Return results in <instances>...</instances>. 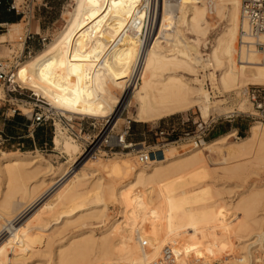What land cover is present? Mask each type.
Instances as JSON below:
<instances>
[{"label": "bare ground", "instance_id": "6f19581e", "mask_svg": "<svg viewBox=\"0 0 264 264\" xmlns=\"http://www.w3.org/2000/svg\"><path fill=\"white\" fill-rule=\"evenodd\" d=\"M145 1L75 0L63 30L17 64L16 81L59 111L90 117L119 115L125 100L133 104L137 97L134 117L145 122L194 107L207 118L230 111L229 104H220L223 99L219 103L212 99L206 77L216 90L234 92L236 99L243 87L264 85L261 53L240 45L242 0H179L174 19L172 0H159L150 38L143 42L142 25L136 20L147 16L142 8ZM214 10L226 24L210 55L204 57L199 38L212 27L208 12ZM125 21L121 42L111 40L117 24ZM186 30L196 39L186 36ZM25 36L20 38L22 51ZM99 66L102 71L96 69ZM1 93L5 94L4 88ZM222 138L201 139L194 144L199 146L183 154L172 152L180 147L173 145L160 158L145 154L132 178L123 183L107 174L108 162L97 160L96 154L80 161L68 157L54 169L41 154L2 151L0 257L11 252L10 257L17 259L31 250L52 257V264H194L197 260L264 264V246L249 247L255 242L249 244L250 233L264 232V184L252 183L237 198L227 200L221 188L215 189L217 182L196 183L217 169H222L223 177L245 180L246 170L264 164V122L253 124L245 137ZM54 144L60 147V133ZM62 149L68 155L79 152V146L68 140ZM185 178L190 181L185 183ZM195 184L198 188L192 190ZM44 188L45 193L38 195ZM111 200L118 202L120 216L96 232L94 225L106 217ZM22 203L26 206L20 210ZM74 225L82 228L57 240L55 248L49 236L44 243L28 240L41 237L51 226L60 228L56 234H61Z\"/></svg>", "mask_w": 264, "mask_h": 264}, {"label": "rangeland", "instance_id": "374dc122", "mask_svg": "<svg viewBox=\"0 0 264 264\" xmlns=\"http://www.w3.org/2000/svg\"><path fill=\"white\" fill-rule=\"evenodd\" d=\"M11 1H15V4L17 5L18 11H19L17 12V10H11V12L16 13L17 15L21 16L18 22L22 19L23 10L26 12L28 8L30 9V11L29 13H26L25 17L22 20L23 22L20 25H12V24L6 25L5 29L0 32V36L5 35L4 38L0 37V59H6V60H13L15 56L18 57L19 55L23 53L22 51L23 40H21L20 38L21 37L24 38L26 31H29V30L33 33L34 37L32 39L35 41V43H37L38 47L35 48L33 47L35 46V44L28 43L29 48H26L24 50L22 60L27 59L30 55L37 52V50L43 48L46 43L51 41L56 35H58L63 30L64 26L68 22L73 12V8L75 5V0H11ZM178 3H179V0L171 1L170 8L172 10V13H171L172 19H174L173 17H175ZM217 12L215 10L212 12L211 11L208 12V15H210V21L212 23L211 24L212 27L209 28L205 37L199 38L200 39L199 40V51L201 54L205 55L204 57H207L205 53L210 55L212 46L214 45L218 35H220V33L222 32L226 24V21L223 18H220V16L218 15L219 13ZM99 21L101 22L102 19L101 20L99 19ZM118 24H117V28L115 27L116 28V31H114L115 34L111 36V40L116 41L115 39H119V41L118 40L117 41L118 43H120L121 42L120 40L124 36V33L126 31L128 22L125 21L124 23H118ZM100 25L101 24L99 23V26ZM8 29H9V32H8ZM36 31L40 34H35ZM141 32H142V26H141ZM40 36L46 39L41 40ZM186 36H188L190 39L191 38L196 39V35L192 32H189V30H186ZM2 40H5V41H2ZM80 46L83 49H86L87 47L84 44H81ZM107 48L110 54L111 53L109 49L110 47H107ZM259 56L263 59V56L261 54H259ZM96 69L99 71L103 70L102 67L100 66H99V69L98 68ZM211 70H214V69H211ZM216 73H219V70H217ZM204 84H205V87L209 90L210 96L212 97V99L215 100V102L218 100L217 103L221 101L220 103L221 105L229 104L228 106L231 107V109H229L230 111L226 110L228 111L226 113L225 111L224 112L217 111L220 113L214 112L212 113L211 116L207 118L202 115L198 107H194L187 111L179 112V113H176L170 116H166V117L159 118V119H154L151 121H146V122L137 121L134 117V114L138 106V99L137 97L134 96L136 98L135 102L133 104L127 105L128 100L126 99L125 100L126 102L123 103V105H121V107L119 108V111H118L119 115L114 116L115 118H118L119 116L117 127H121L124 123H126L125 118L129 116L130 118L134 120V122L131 125L132 130H131V135L129 136L130 140L140 142V144L142 141L146 140V144H145L146 146H149V144L151 146H155L157 144V138L154 133L156 128L165 127L167 126V124L177 121L179 118L186 116V115H189L192 117V119H195L198 121H202V120L207 121V124L214 121L212 122V125L209 131H206V134H208L206 140L208 141L217 140L222 137L228 138L229 136H230V140H237L238 139L237 137H245L249 135L253 124L259 121L264 122V120L255 119L254 117L249 115L254 111L253 106L247 97L248 88L251 87L252 85L243 87L241 89L240 98L236 99L234 92L227 94L223 91L220 92V90L218 89L216 90L212 86L211 80L208 79V77H206ZM3 88L4 86L0 83V89H3ZM115 90L118 93H120V95H122L121 89L115 88ZM1 94H0V102L7 103V104L6 105L2 104V106H0V158L2 157V151L14 152L15 154L16 153L26 154L28 156L41 154L42 157L46 158L49 162H51L52 165H54L53 166L54 169H58L60 165L68 159V157L74 158L75 160L77 159L80 161L84 157L83 152H84L86 141L82 139H76L70 133V130L68 129V124H67L68 119L69 120L73 119L72 121H68V122L74 125L75 128L79 129L82 125L85 127L83 135L88 140L89 136L94 137L98 133L101 125L105 122L106 119H108V117H110V115L108 116V113H105L103 117H90V116L76 114V113L62 112L56 109L57 111L62 113L64 115L62 116L65 117L66 119L64 118L63 121H60V119L56 118L55 122L54 120H49V121H46L40 124L38 127L36 126L30 127L29 125L30 122L29 120H27L26 116L16 114V116L22 117V119H17L15 122L13 121L8 122L5 120H7L8 118L9 119L13 118L12 115L13 113H15L13 109L15 108L18 109L17 111L31 116L32 113L38 110V108L36 107L37 102L42 103V105H44L45 108H49L53 110H55V108H53L48 103V101H46L45 99L35 96L33 92L27 88L21 87L19 88L18 91L13 93L12 96H14V99L12 98V96L6 95V93L5 94L1 93ZM15 97L22 98L23 100L15 99ZM129 97L130 98L132 97V93L130 94ZM220 99H223V100H220ZM5 101H12V102H5ZM115 105H117V103ZM242 112H245V113H242ZM91 122H95L97 126L96 127L91 126L90 125ZM216 123L224 125L226 127V131L218 136H214L212 133L213 127ZM240 125H242V128L238 131L237 127ZM33 130H35L34 135H32ZM57 133H60L61 135V145L59 148H55L56 145L54 144V141H53L54 136ZM199 134H201L200 127H198L197 133L192 134V136H190L188 139H184L183 141H179L177 143H169L165 145L164 148H169L172 145L176 147L180 146V147L173 149L172 152L175 151V152H180L182 154L186 153L190 149H193L199 146V144L196 146L193 144L195 137H197ZM50 137H51V140L49 141ZM66 140L70 141L72 144L78 145L79 152L74 153L73 155H68L67 153L63 152L64 150L62 149V145ZM46 141H47V144L44 143ZM127 152L129 151L114 152V153L101 152V153L96 154L97 160L101 162L102 161L108 162L107 174L108 173L113 174V179L118 181L119 183H123L131 179L133 176V172L139 165L138 161L140 160V158H142V156L145 154L148 155L147 153H142V152L141 153L131 152V154H128ZM168 155H170V152L168 153ZM221 170L222 169H217L216 174L215 172H213L211 175H208V177L206 175L200 176L201 179L203 180H201L198 177H197L198 180H196L195 178L196 183L202 182L201 184H203L206 182L207 183L217 182V185H216L217 187L215 189L221 188L219 190H221L222 196L226 197L227 200H229L230 197H232L233 195H234L233 196L234 199L237 198V196L243 191H245L247 188H249L252 185V183L257 184L258 186H261L264 184V164L252 165L248 170H246L245 173L247 172L248 177L246 175L245 178L247 177V179L243 178L245 180H242L238 177L237 178L236 177H229V178L223 177L221 176L222 175ZM184 180H185L184 182L186 183L187 179L185 178ZM197 185L198 184H195L192 190H196L198 188ZM44 190L45 188L42 189L38 195L44 192ZM160 190H163L160 192V195L161 196L165 195V190L163 186L161 187ZM4 191L5 189H4L3 179L0 176V197ZM180 196L181 195L179 194L178 197ZM209 198L206 199V201L208 203H211L213 199L211 198L209 200ZM204 201H201V202H204ZM25 206L26 204L22 203L20 210L25 208ZM119 214H120V206L118 205V202L111 200L108 203V211H107L106 217L100 221L99 220L96 221L94 225L96 232H99V230L104 229L106 225L109 223V221H111L112 219L114 220V218L116 219V217L118 218L120 216ZM53 228H56V229L53 230ZM81 228L79 225L69 226V228L67 227V230H65L64 232L61 231L63 233L56 234L57 233L56 230L58 231V229L60 230V228H57V226L55 227L51 226V227H48V230L47 229L43 230L44 235H41V237L28 238V240L33 239L32 241L34 242L39 241L41 243L42 242L44 243L45 239H47L49 236V238H51L50 241L54 246L53 248H55V245L58 242L57 240L59 241L65 240L64 238H67L71 234L77 233ZM255 233L256 232L250 233L249 235V244L253 240L255 241L254 243L250 244L249 247L255 244H258V243L264 246V232L256 233V234ZM53 234L56 235L55 236L56 238H54V240L52 239ZM41 247H42V244L39 243L38 248H41ZM36 253L37 252L33 253V251L29 250L23 256L16 259L15 258L16 256L10 257V254H12L11 252H8V253L5 252V254L3 253L1 254L0 258L1 260H8V262H11V264H52L51 263V261H53L52 257L46 255L47 257L46 258L45 256L43 257L41 256V254H38V253L36 254ZM6 254H8L9 256ZM41 258L43 259L41 260ZM45 259L46 261H44Z\"/></svg>", "mask_w": 264, "mask_h": 264}, {"label": "built area", "instance_id": "2783aa9c", "mask_svg": "<svg viewBox=\"0 0 264 264\" xmlns=\"http://www.w3.org/2000/svg\"><path fill=\"white\" fill-rule=\"evenodd\" d=\"M159 0H146L142 5V8L147 10V16L142 19H137V23L141 22L142 25V38L143 42H148L150 38V31L152 25L153 14L156 10ZM3 4V0H0V5ZM8 9L17 10V5L15 1H8ZM30 9L27 8L26 12L23 10L22 19L25 17L26 13H29ZM242 16L243 25L241 28L240 35V45L253 47L258 50L263 56L264 60V0H242ZM7 23H0V32L5 29ZM34 37L33 33L29 30L26 31L25 42L26 48L28 47L29 40ZM41 37V36H40ZM46 38L41 37V40ZM24 49V50H25ZM24 51L18 57H14L13 60L0 59V83L4 86L6 95L12 96L13 93L21 88V85L16 81V66L22 60ZM207 54V53H205ZM248 100L251 102L254 111L249 114L255 119L264 120V85H252L248 88L247 93ZM128 105V103H127ZM37 111L33 113V124L40 125L46 121L54 120L56 118L63 121L65 117L62 113L56 109L45 108L42 103H36ZM124 107V106H123ZM245 113V112H242ZM63 115V116H62ZM66 119V118H65ZM126 123L121 127H117L118 118L108 117L105 122L101 125L98 133L92 137L89 136L88 140L84 137L85 127L82 125L79 129L75 128L74 125L70 124L68 121L73 119H68V129L70 133L76 139H82L86 141L83 156L104 153H114V152H138L147 153L151 157H160L165 153V145L169 143H177L188 139L192 134L197 133L198 127L201 129V134L195 137L193 144L195 142H200L201 139L207 138L212 122L207 124V121H198L192 119L191 116L186 115L179 118L177 121L167 124L165 127H157L154 131L157 144L155 146H146V140L140 142L130 140L132 123L134 120L127 116ZM96 127L95 122L90 124ZM169 141V142H168ZM140 146V148H139ZM142 146V147H141ZM194 264H209L203 260H197Z\"/></svg>", "mask_w": 264, "mask_h": 264}, {"label": "crops", "instance_id": "0c3cea01", "mask_svg": "<svg viewBox=\"0 0 264 264\" xmlns=\"http://www.w3.org/2000/svg\"><path fill=\"white\" fill-rule=\"evenodd\" d=\"M8 6V1L7 0H3V5H1L0 6V23H7V25L9 24V25H11V24H16V23H19V22H21L23 19H21L19 22H18V20L20 19V15H17L16 13H13V12H11L9 9L8 10H6V7ZM17 21V22H16ZM42 29V28H41ZM38 30H40V29H38ZM35 34H40V33H38L37 31H36V33ZM40 39H41V37H40ZM30 43H32V44H35V46H33V47H38V45H37V43H35V41L33 40V39H30L29 40V44ZM40 50V49H39ZM38 51V50H37ZM12 98L14 99V96H12ZM15 99H18V100H23L22 98H18V97H15ZM5 102H12V101H5ZM2 104H4V105H6L7 103H1L0 102V106H2ZM18 109L17 108H15V109H13V111L15 112V113H13V115H12V119H7V120H5V121H8V122H10V121H13V122H15L17 119H22V117H18V116H16V114L17 115H22V116H26V118H27V120H29V122H30V127L31 126H36V127H38L39 125H34L33 124V113H32V115L30 116V115H28V114H25V113H22V112H19V111H17ZM242 128V125H240V126H238L237 127V130L239 131L240 129ZM36 130V129H35ZM35 130H33L32 131V135H34V133H35ZM226 131V127L224 126V125H221V124H218V123H216L215 125H214V127H213V131H212V133H213V135L214 136H218V135H221L222 133H224ZM51 140V137L49 138V141ZM54 141V140H53ZM44 143H46L47 144V141L46 142H44Z\"/></svg>", "mask_w": 264, "mask_h": 264}, {"label": "trees", "instance_id": "16d2710c", "mask_svg": "<svg viewBox=\"0 0 264 264\" xmlns=\"http://www.w3.org/2000/svg\"><path fill=\"white\" fill-rule=\"evenodd\" d=\"M1 5H3V4H1ZM1 5H0V6H1ZM5 7H6V6H5ZM8 7H9V6L6 7V10H8Z\"/></svg>", "mask_w": 264, "mask_h": 264}]
</instances>
